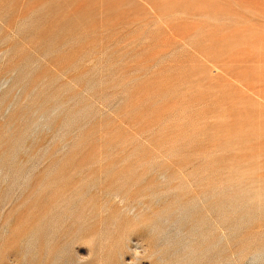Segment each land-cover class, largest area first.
<instances>
[{
    "label": "rangeland",
    "instance_id": "374dc122",
    "mask_svg": "<svg viewBox=\"0 0 264 264\" xmlns=\"http://www.w3.org/2000/svg\"><path fill=\"white\" fill-rule=\"evenodd\" d=\"M0 264H264V0H0Z\"/></svg>",
    "mask_w": 264,
    "mask_h": 264
}]
</instances>
